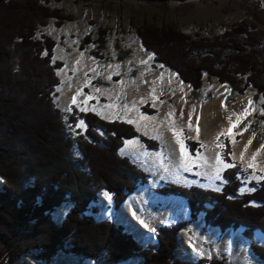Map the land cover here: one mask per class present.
<instances>
[{
    "label": "trees",
    "instance_id": "1",
    "mask_svg": "<svg viewBox=\"0 0 264 264\" xmlns=\"http://www.w3.org/2000/svg\"><path fill=\"white\" fill-rule=\"evenodd\" d=\"M48 2H0V264H18L26 254L50 263L60 252L96 264L134 258L140 264H232L225 254L196 262L173 258L179 230L189 223L197 225V215L203 211V229L217 226L223 232L230 227L236 233L243 228L240 234L249 240L250 253L264 264V245L254 240L256 230L264 234V179L248 182L253 191L239 192L246 183L244 172L230 160L228 143L224 161H233V167L221 171L225 180L221 190L166 182L154 189L165 196L179 195L187 206L184 220L155 228L153 243H139L110 218L97 220L85 214L102 190L111 192L112 210L118 211L138 185L148 183L149 174L118 153L126 138L138 136L128 119L105 120L96 109L77 112L73 107L69 121L75 122L78 115L86 126L75 137L67 130L53 100L59 84L55 71L62 62L52 60L55 41L46 35L37 38L35 32L49 16L60 17ZM137 32L145 49L154 54L151 63H161V69L191 86L187 100L213 99L210 90L200 92L202 77L211 76L229 85V98L254 90V99L260 98L264 109V29L238 21L210 36L186 35L172 26L142 25ZM102 40L88 34L79 46L94 44L91 54L108 60L101 53ZM118 77L113 74L111 79ZM92 84L99 88L102 78ZM143 111L153 112L146 106ZM141 139L147 148L157 147L154 139ZM197 145L194 139L186 140L193 155ZM75 147L80 157L73 155ZM64 202L68 212L57 224L52 213Z\"/></svg>",
    "mask_w": 264,
    "mask_h": 264
},
{
    "label": "rangeland",
    "instance_id": "2",
    "mask_svg": "<svg viewBox=\"0 0 264 264\" xmlns=\"http://www.w3.org/2000/svg\"><path fill=\"white\" fill-rule=\"evenodd\" d=\"M46 5L52 11H56L60 17L49 16L46 18V24L36 28V37L40 38L42 35H46L55 41L52 60L61 61L62 65L55 71L59 78V84L55 86L53 100L56 107L61 109L66 122L65 126L73 137L83 133L84 126H86V122L78 115H74L75 122L69 121V113L72 112L73 107L77 112H86L92 109L98 110L99 106L94 105V101H102L101 105L112 102L115 105H120L121 103H116V101L119 98L121 100L126 98L125 88L127 85H123L122 80H110L108 77L112 78L113 74H116L119 75L118 78H137L136 82L138 81L139 87L142 83L147 84L149 87L146 88L147 91L144 96L142 94L139 96L138 103L140 104L141 118L139 120L134 118L131 120L129 118L133 121L131 124L138 133V136L130 139H134L139 145L138 150L147 149L148 151V149L153 148H147L142 143V136L149 139L157 138L162 142V146L166 145L164 149L162 148V151H158V154L164 151L168 152V144L171 141L177 142V135H179L180 138H184L185 148L191 155L190 149L186 146V140L194 139L198 143L196 160H201L203 169L207 170L204 174L207 177L204 176L201 186L220 190L222 183L225 181L220 173L222 165L227 162L224 161V146L228 143L229 152L227 154L230 160L239 163L242 169L244 168L242 178L246 183L240 187L239 192H251L254 190V186H251L248 182L254 181L257 183L262 180L258 179V177H264V171H262L264 169V149H260V145L264 144V109L260 105L261 99H254V90L251 89L243 94L235 92L229 98L228 84L219 82L215 77L204 76L202 77L200 92L203 95L210 90L213 99H208L207 101L201 98L187 100L186 95L191 86L184 83L182 79L176 78L174 72L161 69L163 66L161 63H151L154 54L145 49L140 37L137 35V29L142 28V25L153 28L158 27L159 29L172 26L175 30L186 35L194 36L199 33L200 35L210 36L211 34L216 35L223 32L225 28H229L238 21H245L249 24L252 23L257 29L263 30L264 0H49ZM88 34L93 39L103 37L101 53L108 60H99V58L91 54L94 44L88 43L82 46L84 49H81L79 45H81L82 39ZM77 54L80 56L79 61L77 60L78 62L75 63L72 69L71 67L68 68L66 75H64L63 72L67 63ZM119 56L122 57L121 60L117 58ZM117 65H119V68L116 67ZM132 73H134L133 76H130ZM75 74L83 75L87 79L101 77L103 82L101 85L106 86V88L101 92L98 89L99 91L96 93H91L92 87L96 88V86L89 84L88 81L85 84V78L77 89H75L76 84L73 81L70 88L74 93L76 103H73V99L72 101H65L62 99L63 97L59 90L61 85L66 82L64 79H67L63 77H73ZM70 79L72 80V78ZM133 90L137 93L139 91L136 88ZM136 97L134 96V98ZM90 98L93 100L89 102ZM249 100H251V104H249ZM126 104L129 106V102H126ZM145 106L153 112L143 111ZM81 109L87 110L82 111ZM245 112L247 113L246 115L244 114ZM104 114H107V116L97 115L102 119L112 120L116 117L114 114L117 113L114 112L112 114L109 112ZM189 114H191V117H189ZM118 117V119H128L121 114ZM144 117L149 119H144ZM81 120H83L84 126L76 128V124ZM189 123H191V127H189ZM70 125L71 128L69 127ZM245 126H247L246 130ZM197 129L199 130L198 133ZM229 129L231 130L230 133L227 132ZM249 139L252 140L251 144H248ZM154 141L156 144L158 143L155 139ZM243 142L248 144L250 152L247 149L245 150L244 144L240 145ZM158 146L157 144L156 148ZM238 149H240V153H243V159H241V154L238 157L234 156ZM257 149H260V151L253 160V153H256ZM152 151L155 153L154 149ZM73 155L75 157L81 156L77 147L74 148ZM212 156L214 158L219 157L218 167L214 165L211 167L210 157ZM233 161L227 163L232 164ZM249 164L254 166L249 168ZM195 168L199 169L200 167L192 166L189 171H195ZM217 169H219V178H217ZM238 175L241 176L240 174ZM1 181L2 179H0V183ZM242 189L245 190L242 191ZM103 192L106 191L102 190L97 194V202L99 205L101 204L100 211L92 213L87 207L88 210L85 213L86 215L96 216L97 220L107 218L109 213L114 217L117 212L112 210V201H109L108 204L101 201L103 196L100 194H103ZM62 207L67 209L63 214L58 213ZM68 207L69 205L65 202L58 208L56 207L52 213V221L57 224L60 223L68 212ZM158 209L159 206H156V210ZM148 210H144L142 207L141 210L135 213V217L140 215L139 218L152 221L156 210ZM185 212L183 210L180 212L181 214L177 212V214H172L171 218L168 219V223L174 221L176 215L181 220H184L186 217ZM203 212L198 214L199 221L197 225H189L190 227L186 225V228L179 230L177 248L173 258L196 262L201 257L219 258V254H225L232 264L259 263V258L250 253L248 249V239L245 255L241 259L239 255H236L234 241H236L237 237L242 236L240 232H242L243 228L240 227L237 228L236 233L232 232L225 251L216 247L219 244L216 241L218 240V235L211 241H205L204 239L201 240V243L199 241L198 250L200 249V253H195L196 251L193 249L194 240L197 241L199 239L200 232L203 233V231L206 232L212 229L211 226L208 228L206 226L205 229L201 227L203 226L201 221L204 217ZM115 225L120 226L118 224ZM183 235L188 239L190 238L191 242L186 244ZM254 240L264 245V234L256 230L254 232ZM18 261V264H96L95 260L77 258L68 254V252L58 253L50 263L35 261L28 254ZM117 264H140V261L134 258L133 260L121 261Z\"/></svg>",
    "mask_w": 264,
    "mask_h": 264
},
{
    "label": "crops",
    "instance_id": "3",
    "mask_svg": "<svg viewBox=\"0 0 264 264\" xmlns=\"http://www.w3.org/2000/svg\"><path fill=\"white\" fill-rule=\"evenodd\" d=\"M66 72L67 71H64L63 74L66 75ZM95 79L96 78H90V79L85 78V84L88 81L89 84L92 85V82ZM136 79L137 78H130V77L119 78L117 81L122 80L123 85L125 84L127 85V87L125 88L126 94H127L126 98H122L123 102H121L122 100L120 98L116 101V103L120 102L121 103L120 105H117V104L115 105L114 102L108 103L106 105H101L102 101H94L95 103L93 102V104L96 106L97 105L99 106L97 110L98 112L97 114H100L102 116L103 115L107 116V114H104V113L111 112L113 114L115 112L117 114H114L116 116L114 117V119H118L119 118L118 116H120L121 114L124 118L125 117L128 119L131 118V120H133L134 118L135 120H139L141 118L140 111H139L140 104L138 103L139 96H141V94L142 96H144L147 91L146 88H149V87L147 84L145 85L143 83L140 84V87H139V84L137 83L138 81L136 82ZM110 80L112 79L110 78ZM104 88H106V86L101 85L99 86V88L92 87L91 93H96L98 89L101 92L104 90ZM135 88L136 90L139 89L140 92L138 91L137 93L135 90H133ZM133 95L137 97L134 98ZM155 99L157 100L156 97ZM91 100L93 99L90 98L89 102ZM126 102H129V106L128 104H126ZM151 106L153 105L151 104ZM105 118H109V117H105ZM154 139L158 142L157 144L159 146L158 148L153 147L151 149H148V151L147 149H142V151L138 150L139 145L136 143L134 139H125V141H123V145L119 147L118 153L120 154V156L125 155L133 163H135L136 165L138 164L139 167L142 168L141 170L149 173L150 176L148 178V183L138 185L135 191L129 196H127L125 200H123L120 206V209H118L114 217H112L110 213L108 214V217H107L108 219L110 218V220H112L114 224H118L122 226L125 232L131 234L132 238H135L139 243L143 245L148 244V242L153 243L155 241L154 237L157 234V231L155 230V228L158 226H162V224H167L169 222L168 219L171 218L172 214L176 212L178 214H181L180 213L181 211L183 210L186 211V201L183 200L182 197H180L179 195L177 196L176 195H170V196L160 195L154 191V188L163 185L165 182L174 183V184L179 183V185H182V186H190L191 184H193V185L202 187L201 185H202L203 178L204 176H206L204 174L207 172V170L203 169L204 167H203V163L201 162V160H196V154L190 155L189 152L186 150L187 158L185 157V153L181 151L180 144L178 142L171 141L168 144V147H169L168 152L164 151L161 154H158V151H162V148L164 149L166 145L162 146V142L159 139L157 138H154ZM180 139L184 141L183 137ZM242 144H244L243 146L245 147L246 142L245 143L243 142L240 145ZM152 149H154L155 153L152 151ZM247 150L250 152L249 147H247ZM210 158H211L210 159L211 167H213V165L218 167L219 161L216 160L217 158H214L213 156ZM225 164H231V163L226 162ZM192 166L193 167L198 166L200 168L199 169L195 168L196 169L195 171L186 170V169H190ZM223 169H225L224 165H222V170ZM100 195L103 196L101 199L102 202H105L108 204L109 201H112V205H113V198L111 197L112 195L111 192L109 193L106 191ZM100 205L96 201L95 203L91 204L88 207V209H90V212H92L91 208L97 209L98 207L97 212H99L100 211L99 208H101ZM156 206H159L158 210H156ZM142 207L144 208V210H148V209L151 211L156 210L155 211L156 213L154 214L152 221L150 219L146 221L145 219L139 218L140 215H137V217H135V213L141 210ZM93 217L95 218L96 216L93 215ZM198 217L199 216L197 215V222L199 221ZM137 218L139 221L137 220ZM176 219L181 220L177 215L175 217V220ZM203 220L204 219L202 218L201 220L202 225H203ZM189 225L190 223L187 226ZM208 227L209 226H207L206 228ZM232 232L233 231L230 227L227 228L225 231L221 232L217 226L212 227V229L209 231H206V232L203 231L204 234L200 232V235L198 236L199 239L197 241L194 240L193 249L194 251H196L195 253L197 254L200 253V249L198 251L195 250V246L197 245L199 241L200 243H201V240L203 239L205 241H211L216 236L219 235L218 240H216L219 244L216 245V247L217 249L225 251L227 249L228 240ZM183 237H184L183 239H185L184 242L186 244L191 242L189 240L190 238L188 239L184 235ZM234 244H235V241H234ZM200 248H201V245H200Z\"/></svg>",
    "mask_w": 264,
    "mask_h": 264
},
{
    "label": "bare ground",
    "instance_id": "4",
    "mask_svg": "<svg viewBox=\"0 0 264 264\" xmlns=\"http://www.w3.org/2000/svg\"><path fill=\"white\" fill-rule=\"evenodd\" d=\"M80 59L79 54L74 55V57H72L71 60H69V62L67 63L66 67H65V71L71 67V69L74 67L75 63H77ZM78 60V61H77ZM61 73V72H60ZM63 78H67L64 79L66 82L65 84L61 85V87L59 88V90L61 91V95H62V99L65 101H72V99H74V93L73 91H71V85L72 82L74 81L76 84V88H79L81 86V84L83 83V78H85L83 75H76L73 77H63ZM72 78V80L70 79ZM75 91V90H74ZM240 149H238L236 151V154L234 155L235 157L240 156ZM67 208L62 207L59 209L58 213L63 214V212H65ZM199 248V243L198 245L195 247V249H197L198 251ZM235 251H236V255H239V258L241 259V257H243V255H245L246 251H247V238L243 237V236H239L236 241H235Z\"/></svg>",
    "mask_w": 264,
    "mask_h": 264
},
{
    "label": "snow or ice",
    "instance_id": "5",
    "mask_svg": "<svg viewBox=\"0 0 264 264\" xmlns=\"http://www.w3.org/2000/svg\"><path fill=\"white\" fill-rule=\"evenodd\" d=\"M46 54V53H45ZM151 58V57H150ZM55 59V58H54ZM117 68H119V65H117L116 66ZM109 79L111 78L110 76L108 77ZM97 91H99V90H97ZM73 103H76V101H75V99H73ZM252 102H251V100H249V104H251ZM82 111H85V110H87V109H81ZM93 111H95V109H92ZM245 115L247 114L246 112L244 113ZM189 117H191V114H189ZM144 119H149L148 117H144ZM238 120H239V118H238ZM129 123H133V121H131V120H129L128 121ZM82 126H84V122H83V120H81L78 124H76V128H80V127H82ZM70 128H71V125L69 126ZM189 127H191V123H189ZM247 129V126H245V130ZM198 129H197V133H198ZM230 129L229 130H227V132H229L230 133ZM221 134H224V133H221ZM253 135H255V134H253ZM177 142L180 144V149H181V151L182 152H184L185 153V157L187 158V152H186V148H185V144H184V141L182 140V139H180V137H179V135H177ZM235 142V141H234ZM252 143V140L251 139H249V141H248V144H251ZM221 147H223V145H221ZM247 147H248V145L246 144L245 145V150L247 149ZM260 149H264V144H261L260 145ZM260 149H257V152L256 153H253V160L255 159V156H256V154L257 153H259V151H260ZM217 159H218V161H219V157H217ZM241 159H243V153H241ZM221 163H223L222 161H220ZM254 165L253 164H249L248 165V167L249 168H251V167H253ZM224 167L225 168H228V167H233V165H231V164H224ZM186 170H190V169H186ZM262 171H264V169H262ZM217 172H218V175H217V178H219V169H217ZM258 179H264V177H258ZM245 189H242V191H244ZM110 198V197H109Z\"/></svg>",
    "mask_w": 264,
    "mask_h": 264
},
{
    "label": "water",
    "instance_id": "6",
    "mask_svg": "<svg viewBox=\"0 0 264 264\" xmlns=\"http://www.w3.org/2000/svg\"><path fill=\"white\" fill-rule=\"evenodd\" d=\"M1 1H5V0H0ZM147 1H157V0H147ZM160 1H166V0H160ZM176 1H184V0H176Z\"/></svg>",
    "mask_w": 264,
    "mask_h": 264
}]
</instances>
